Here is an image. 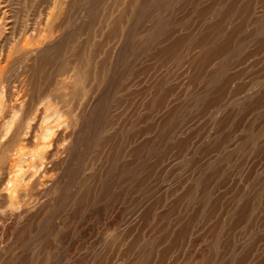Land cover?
<instances>
[{
	"label": "rangeland",
	"instance_id": "rangeland-1",
	"mask_svg": "<svg viewBox=\"0 0 264 264\" xmlns=\"http://www.w3.org/2000/svg\"><path fill=\"white\" fill-rule=\"evenodd\" d=\"M61 3L0 65V264H264V0Z\"/></svg>",
	"mask_w": 264,
	"mask_h": 264
},
{
	"label": "bare ground",
	"instance_id": "bare-ground-1",
	"mask_svg": "<svg viewBox=\"0 0 264 264\" xmlns=\"http://www.w3.org/2000/svg\"><path fill=\"white\" fill-rule=\"evenodd\" d=\"M4 2H6V1H4ZM61 4H62L61 0H45L44 4H42V6L45 7V9H46V11L44 13L45 16L44 17L42 16V18H36L35 22L33 21L32 24H25V26H26L25 29H21V32L19 31L18 35L15 38H14L12 32L8 33L10 29H13V27H12L13 25H11L10 22L7 20L8 19L7 16L9 14L7 15L6 12L4 10H2V7L0 6V65L2 63H5L6 65L9 64V62H11L10 61L11 58L13 59V57H14V59H16L15 56L17 57L19 55L20 58L23 59V61L27 62V66L28 65L31 66V63L32 64H36V61L38 62L39 58L42 59V56L47 55L50 51H52L53 48L55 47V45L60 40V38L57 35L53 36V33L50 32V34L48 36H42L41 38L38 37V41L37 42H35L34 38H36V35L38 33L37 32L38 29H46L48 31H52L55 28L54 27L55 21L58 18L60 12H61V11H59L61 9ZM35 11H37V10H35ZM39 16H41V14ZM10 20H12V19H10ZM14 22H15V20H14ZM247 23H248V21H247ZM28 25H30V29H29ZM24 34H25V36H24ZM12 50H13V52H12ZM47 57H45V58H47ZM48 59H50V58H48ZM80 64L81 63H80V61L78 59H75L74 61H72L71 71L75 72V76H77V73H79ZM34 68L36 69V67H34ZM5 69H6L5 67H1L0 66V78L4 79L5 71H6ZM31 72H32V69L31 68L28 69L25 66V68L21 72V78L18 80V86H19L20 92H22V96L23 97L28 96L30 94L31 90L36 92V88L34 87L35 85L33 84L34 85L33 86L30 83V81H29V79L31 78L30 76L32 75ZM26 74H27L28 77L25 76ZM6 78H8V77H6ZM72 90H71V92H72ZM7 91L8 92L10 91V85L9 84L7 85ZM40 95H42V94L38 91V94H35L34 96L32 95V97L30 99L26 100V98H24V99H22L23 97L20 98V99H22V101H21V105H20V103L18 104L19 107L21 106L24 109L26 108V111L30 110V108H32V109L34 108L35 111H37V112L39 110H41L42 108L47 109L51 105L48 104V103L45 104V102H43V104H41L42 103V102H40L41 100L37 99ZM73 95H77V94H74V91H73ZM61 97H62V95H61ZM13 163H12V165H13ZM251 258H252V256H251Z\"/></svg>",
	"mask_w": 264,
	"mask_h": 264
}]
</instances>
